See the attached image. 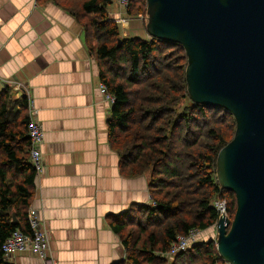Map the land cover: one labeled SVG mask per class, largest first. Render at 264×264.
I'll list each match as a JSON object with an SVG mask.
<instances>
[{
	"label": "trees",
	"instance_id": "trees-1",
	"mask_svg": "<svg viewBox=\"0 0 264 264\" xmlns=\"http://www.w3.org/2000/svg\"><path fill=\"white\" fill-rule=\"evenodd\" d=\"M44 2L55 3L76 19L97 58L100 80L113 96L108 139L122 172L149 176L153 203L132 205L122 220L112 223L126 251L125 261L118 264L223 263L212 241L193 243L173 258L168 253L178 236L206 230L218 221L215 199L228 196L229 216L236 212V195L220 187L216 171L219 151L235 134L232 113L190 100L188 58L181 44L150 36L122 37L108 11L112 0ZM146 8V0H131L127 12L130 17L146 15ZM29 121L28 96L15 100L10 87L2 89L0 264H12L2 247L13 232H31L28 211L37 174L30 156ZM225 124L234 128L230 139L221 129ZM204 247L206 258L200 260Z\"/></svg>",
	"mask_w": 264,
	"mask_h": 264
},
{
	"label": "crops",
	"instance_id": "crops-1",
	"mask_svg": "<svg viewBox=\"0 0 264 264\" xmlns=\"http://www.w3.org/2000/svg\"><path fill=\"white\" fill-rule=\"evenodd\" d=\"M100 82L73 16L53 2L0 0V91L10 87L15 100L30 95L44 130L45 166L30 206L45 218L53 264L124 262L112 223L132 205L153 203L148 174H124L111 148L112 101ZM9 262L45 264L30 252Z\"/></svg>",
	"mask_w": 264,
	"mask_h": 264
},
{
	"label": "water",
	"instance_id": "water-1",
	"mask_svg": "<svg viewBox=\"0 0 264 264\" xmlns=\"http://www.w3.org/2000/svg\"><path fill=\"white\" fill-rule=\"evenodd\" d=\"M146 3L148 35L186 51L190 98L236 122L217 157L220 187L237 201L234 216L217 221L218 253L229 264H264V0Z\"/></svg>",
	"mask_w": 264,
	"mask_h": 264
},
{
	"label": "built area",
	"instance_id": "built-area-1",
	"mask_svg": "<svg viewBox=\"0 0 264 264\" xmlns=\"http://www.w3.org/2000/svg\"><path fill=\"white\" fill-rule=\"evenodd\" d=\"M131 0H112V4L109 7V13L113 16L114 20L122 29H125L130 24L129 14L127 12L128 6ZM116 5V7L114 6ZM118 8V11L114 9ZM101 90L105 93L106 97L113 101V96L107 91L106 84L100 82L99 84ZM29 100V113L30 121L27 126L28 135L31 139V161L36 169V174L41 175L44 170L45 160L42 153V145L44 143V130L37 118V111L34 106V101L28 95ZM214 207L219 212V217L221 215H228L227 201L218 198L214 200ZM28 219L31 228L30 233L23 232L19 229L13 232V234L5 241L3 244L2 250L7 259L14 257L15 253H25L30 252L34 255H37L40 259L43 260L45 264H53L51 262V241L47 228L45 218L42 213L29 207ZM217 222L214 224L216 227ZM200 230L192 229L186 236H178L177 240L172 244L171 250L168 253V256L173 258L180 251L176 250V244L179 242H184L188 245V248L191 244L196 243L199 239ZM183 251V250H181Z\"/></svg>",
	"mask_w": 264,
	"mask_h": 264
},
{
	"label": "rangeland",
	"instance_id": "rangeland-1",
	"mask_svg": "<svg viewBox=\"0 0 264 264\" xmlns=\"http://www.w3.org/2000/svg\"><path fill=\"white\" fill-rule=\"evenodd\" d=\"M43 1H45V0H43ZM114 10L119 12L118 8H115ZM133 13H135V12H133ZM142 14L143 13H136V15L133 16V17H130L128 15L129 16V19H130L129 26H127L125 29H122L119 26L122 37H131V36H134V35L135 36L137 35L139 37H142V35L143 36H147L148 35L147 32H146V28H145L146 15H144V14L142 15ZM181 93H184V91L181 92ZM187 94H188V92H187ZM190 100H191V98H190ZM230 124H232V123H230ZM230 124H225L221 128L223 131L226 132V138L227 139H230L232 137V135H233L234 128L232 126H230ZM222 199H224V200L227 201V208L229 210V208L232 206L229 197L228 196L227 197L225 196ZM234 213H235V211H234ZM234 213H233L232 216H234ZM130 227H135V226L132 225ZM200 231H199L200 232L199 239L197 240L196 243L212 241L214 244H216L217 231L215 230V228H213V226H211L210 228H208L206 230H200ZM175 249L178 250V251H180V252H182L181 250L184 251V250H187L188 249V245H186L184 242H179L178 244H176ZM205 251H206V248L204 247L203 248V252L201 253V255H202L201 257L202 258H200V260L203 259V258H206V256H205L206 255V252ZM220 264H229V263H227L226 261L223 260V263H220Z\"/></svg>",
	"mask_w": 264,
	"mask_h": 264
}]
</instances>
